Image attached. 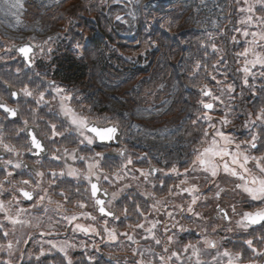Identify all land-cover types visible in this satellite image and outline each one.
<instances>
[{
	"label": "rangeland",
	"instance_id": "rangeland-1",
	"mask_svg": "<svg viewBox=\"0 0 264 264\" xmlns=\"http://www.w3.org/2000/svg\"><path fill=\"white\" fill-rule=\"evenodd\" d=\"M59 1L0 0V83H15L27 75L43 82L32 89L14 87L21 91L24 100H29L27 110L30 108L34 121L39 122L52 150L51 162L47 159L43 164V175L30 174L28 179L11 174V180L0 178V264H260L264 256V224L252 229L245 227L243 221L244 213L264 210V199H253L243 186L245 181L248 187L258 186L253 184V177L264 179V64L254 63L258 57L264 58V40L251 35L264 33V23L256 19L264 17V0H89V5L101 6H88L91 12L83 11L81 15L86 17L85 22L73 26L56 22L46 12ZM158 3L166 5V11L173 14L181 8L178 14L182 21L176 29L181 28L182 34L199 38V43V33L214 40L202 48L215 54L203 55L205 61L215 58L208 64L210 68L196 63L187 71V92L178 122L154 127L146 124L147 119L166 112L175 90L159 98L144 95L140 107L130 108L126 99L106 83H101L108 96L106 102L98 101L91 97L90 86L75 91L46 70L45 76L34 71L57 56L64 43H72L75 37L69 28L81 25V29L77 27L81 45L70 46L74 52L78 50L77 56H82L89 35L106 26L99 19L115 24L113 29L122 38H132L139 18L147 23L160 22L161 14H150ZM13 4L17 6L12 7ZM249 6L253 8L251 13L247 11ZM249 15L253 17L251 23L246 22ZM89 23L94 29L88 30ZM227 31L231 32L235 71L240 76L237 79L227 71L224 60L223 38ZM245 31L249 35L245 36ZM146 32L147 43H136L135 56L142 49L146 58L144 48L151 51L157 46L152 31ZM27 40L37 46L33 69L23 65L11 51L12 45ZM186 42L187 39L180 41L183 48L190 47ZM194 43L198 41L191 45ZM190 56L191 53L186 58ZM245 67L247 73L243 71ZM198 74L200 79L193 80ZM48 78L56 83L45 84ZM57 88L63 91L58 93ZM25 89L31 95H26ZM193 89L195 97L191 96ZM203 89L204 95L200 94ZM205 104H212V108H205ZM66 108L83 117L93 112L99 121L122 124L126 155L108 158L105 148L95 144L93 150L83 147L87 143L71 123ZM108 110L118 115V120L112 119ZM119 118L123 122L119 123ZM217 131L230 137V143L225 144L216 136ZM253 137L255 148L251 147ZM76 138L79 144L73 147ZM213 138L230 153L239 152L241 163L243 156H248L247 171L232 163V155L213 158L215 176L199 163L193 166L197 150L208 147ZM75 150L81 156L77 167L72 168L65 165L64 157L70 154L73 158ZM57 162L63 166L62 173L46 172L53 166L57 169ZM225 163L237 174L225 171ZM89 164L95 167L89 169ZM152 166L160 169L155 175L150 173ZM73 170L74 174H70ZM90 176H95L110 192L108 206L116 212L115 219H103L95 211L96 203L89 191ZM22 179H28V183H22ZM19 187L35 192L32 204L23 203L17 193ZM217 206L225 208L227 221L213 217ZM246 241H251V246ZM188 245H194L198 254L194 255Z\"/></svg>",
	"mask_w": 264,
	"mask_h": 264
},
{
	"label": "trees",
	"instance_id": "trees-1",
	"mask_svg": "<svg viewBox=\"0 0 264 264\" xmlns=\"http://www.w3.org/2000/svg\"><path fill=\"white\" fill-rule=\"evenodd\" d=\"M89 0H60L57 4L46 8V12L51 13V18L56 22L66 23L68 26H73L76 22L84 23L85 16H81L83 11L91 12L88 6ZM166 5L158 3L155 10H151V13H159L160 17L153 23L143 22V19L139 18L137 25L135 26V32L132 38H122L115 30V24L111 21L103 22L101 19L100 23H105V27H101V30L94 32L89 35L88 43L82 49V56H77L76 52L73 51L72 46L81 45V37L78 36L77 27L81 29V25L75 26L70 29L71 36H74V40L71 41L70 45L66 46L65 43L60 45L59 54L53 56L51 60L45 62L39 66L38 70L45 76L47 74H54L55 79L62 80L66 83L69 88L77 91V89L91 87L93 93L91 97L95 100L99 99L106 102L104 89L101 87V83H106L112 86V90L117 91L128 104L127 107L136 108L140 107V100L145 96H157L165 97L168 92L175 90L173 102L166 112L162 113L157 118H149L146 124L152 127L160 125L162 123L178 122L182 117L181 111L185 103L186 95V81L187 71L192 69L196 63L200 66H204L205 69H209L214 59L205 61L203 55L214 56L215 54L211 49L203 48L204 45L209 46L213 43V39H208L206 34L199 33V38L182 34L181 28L176 29L180 26V20L182 16L178 14L181 8H178L176 14L166 11ZM49 19V18H47ZM161 19V20H160ZM47 24L45 19H42ZM135 23V21H134ZM88 30L94 29V26L89 23ZM109 25V26H107ZM101 26V24H100ZM147 30L152 31L156 48H152L149 51L148 47L144 48V54H148L146 58L142 56V49L139 54L135 56L134 51L136 43L139 44L147 43ZM154 32V34H153ZM231 32H226V37L223 38L225 48V62L227 63V71L237 79L240 77L235 71V57L232 51L233 45L230 40ZM172 34V35H171ZM187 39L186 43L190 44V47L181 45V40ZM218 41V39L216 38ZM192 41H198L194 46L191 45ZM70 42V40H69ZM191 53V56L186 58L187 54ZM202 56V57H201ZM203 60V61H202ZM43 62H40V64ZM46 63H49L48 65ZM46 70V71H44ZM208 71V70H207ZM208 74V73H207ZM206 76L208 77V75ZM205 76V80L209 81ZM200 74L195 75L193 80H199ZM26 79H32V77L26 76ZM28 81V80H27ZM240 84L239 81H237ZM193 84L192 82L190 85ZM30 86H38L37 83L31 84ZM195 89H193L191 96L195 97ZM201 94V92H200ZM109 111V110H108ZM103 114V110L100 111ZM110 117L116 119L119 117L114 112H110ZM92 118L97 120L100 118H94L92 112ZM165 117H167L165 119ZM120 119V118H119ZM102 120V121H101ZM100 123H106L104 119H101ZM123 122L121 118L119 123ZM119 125V124H118ZM122 125V124H121ZM119 125L120 127H122Z\"/></svg>",
	"mask_w": 264,
	"mask_h": 264
},
{
	"label": "snow or ice",
	"instance_id": "snow-or-ice-1",
	"mask_svg": "<svg viewBox=\"0 0 264 264\" xmlns=\"http://www.w3.org/2000/svg\"><path fill=\"white\" fill-rule=\"evenodd\" d=\"M16 4H13L12 7H16ZM243 11V9H242ZM247 11L249 13H251L253 11L252 6H249L247 8ZM117 19H120V17L118 16ZM253 17L251 15H249V17L247 18V23H251L252 22ZM257 20H260L262 23H264V17H257ZM244 35L247 36L249 35V33L247 31L244 32ZM251 35L253 37H257L259 36L260 40H264V33H256L253 32L251 33ZM253 44L256 43L255 39L252 41ZM20 51L27 57L28 53L30 52V49L28 47H22L20 48ZM249 50L246 49L245 53H247ZM254 63H261L264 64V58H260L258 57L257 60ZM243 71L245 73L248 72V68L245 67L243 69ZM229 90H231V86L229 87ZM26 95H31L30 92H28L27 89L24 90ZM56 91L62 92V89L57 88ZM206 95H210V93H205ZM15 95V93L13 94ZM43 99V94H41V100ZM62 99H71V97H63ZM39 102V101H38ZM205 108L207 109H211L212 108V104H205L204 105ZM0 108H4V110L8 113H10L11 115L15 116L16 115V110L12 109V108H7L5 105L0 104ZM65 113L71 116V123L73 125H75L77 127L78 130H80V134L84 136L85 140H87V142L89 144H92L95 140H99L101 142L104 141H110L114 138L116 132H117V127L115 125L113 126H107V125H103V124H96L92 121H89L86 117L80 116L78 114H76L72 109L70 108H66L65 109ZM259 118V117H258ZM208 119H210V117H208ZM224 123H227V121L225 120ZM53 128H55V125H53ZM85 132L87 133H91V135H85ZM53 135H56L55 132H53ZM205 136L208 135L207 132L204 133ZM216 136H219L224 142L225 144L230 143V137H227L224 135L223 132L217 131L216 132ZM256 137H253V142L251 144L252 148L256 147V143H255ZM31 144L33 145L34 149L37 151V153H39L40 151H43L42 146H41V141L39 139L36 138L35 135L32 136L31 139ZM237 149L240 147L239 145L236 146ZM198 151V155L196 160L193 161V166H195L197 163H199V165L205 167V170H210L211 174L213 176L216 175V166L213 164V158L214 157H227L229 155H232V163L233 164H239V166L241 168H244L245 171H247L245 165L247 164V161L249 159L248 156H243V163H241L238 159V157L241 155L239 152L232 154L229 151H227L225 149V147L223 145H219L217 140L215 138H213V140L211 141V143L209 144L208 147L204 148L202 151ZM97 156H102V153H96ZM83 159V158H82ZM255 159V158H253ZM131 162V161H129ZM10 163V162H9ZM16 167H20L19 164L16 165ZM95 167V165L89 164V169ZM224 169L225 171H231L232 175H236V171L233 169L229 168V165L227 163L224 164ZM155 171V170H153ZM173 171H175V169H173ZM261 172H264V168H261ZM70 174H74V170L73 173ZM9 175H11V173H9ZM39 175H43L42 173H40ZM53 175H55V173H53ZM241 179H244L243 176H241ZM253 184L254 185H258L255 187H248L247 186V181H245V185L243 186L244 191H246L247 193H249L253 199L255 200H259V199H264V179H259L257 180L255 177H253ZM22 183L27 184L28 181H23ZM98 189H97V185L96 184H92V194L93 196L96 195ZM21 192L23 194L24 197L31 199L32 198V194L30 192L27 191H23V189H21ZM217 195H219V193H217ZM41 199H43V197H41ZM195 202V200L193 201ZM98 204H101V201H97ZM0 207H2V205H0ZM191 210V209H190ZM235 210V209H234ZM101 212H104V208L101 207L100 208ZM244 219L248 222L246 223L244 226L247 227L248 224H256L260 221H264V210H259L256 213H244ZM15 222V221H14ZM129 239H131V237H129ZM157 243H159V241H157ZM246 243L251 246V241H246ZM214 246V245H213ZM186 247H191L193 249V254L197 255L198 254V250L195 248L194 245H188ZM175 255V254H174ZM224 255H229V253L225 252ZM197 264H199V261L197 262ZM231 264V262H230Z\"/></svg>",
	"mask_w": 264,
	"mask_h": 264
},
{
	"label": "flooded vegetation",
	"instance_id": "flooded-vegetation-1",
	"mask_svg": "<svg viewBox=\"0 0 264 264\" xmlns=\"http://www.w3.org/2000/svg\"><path fill=\"white\" fill-rule=\"evenodd\" d=\"M6 84H9V83L7 82ZM6 84L4 83L0 84V87L3 86L0 88V101L7 103L9 106L17 107L19 109L20 119L12 120L8 117L7 114L0 111V178H3L5 176L6 180H11V178L8 177L9 173H11L13 176H17L20 178L24 176L25 178L28 177L29 179L30 174H40L43 172L45 173L44 171L45 167H43V164L45 165L46 163L45 161H47V159L48 161L50 160L51 162L50 154L52 150L47 140L44 138L43 134L40 131L39 122L34 121L35 117L32 116L31 113L29 112L30 108L27 110L28 105H29V100L26 101L22 98L21 91H19L20 92L19 97L17 99H13L12 94L8 91L9 89L6 86ZM15 84L22 86L23 83L16 81ZM25 87H28V86H25ZM30 126H33V127L35 126L39 134L42 136V139L47 148V154L45 156L33 157L35 150L33 149L30 143V140L28 138V135L26 134V128ZM86 135H91V134L87 133ZM78 136L79 135H76L77 138ZM77 138L73 140V143H74V145H72L73 147L79 144V140ZM83 139H84V143H87V146L85 145H82V146L86 148L87 147L91 148L93 150L94 142L92 144H89L87 140H85L84 136H83ZM100 147L105 148L106 153L110 155V152H109L110 148L105 147V146H100ZM80 156L81 154H79L77 150L74 151L73 158L70 156V154H65V157H64L65 165L72 167V168L77 167L78 165L77 161L80 159ZM57 163L60 164V166H58L57 169H55L53 166L51 167L52 170H48L46 172H50V173L53 172L56 175L62 173L63 166L60 162H57ZM17 164H19L20 167H16ZM28 179H22L21 182L28 180ZM12 181L16 182L14 181V179H12ZM21 189L32 190V189L19 187L17 190L18 196H21L20 195ZM9 194L10 193H7V197H9Z\"/></svg>",
	"mask_w": 264,
	"mask_h": 264
},
{
	"label": "water",
	"instance_id": "water-1",
	"mask_svg": "<svg viewBox=\"0 0 264 264\" xmlns=\"http://www.w3.org/2000/svg\"><path fill=\"white\" fill-rule=\"evenodd\" d=\"M22 47H28L30 49V52L28 53V56L27 57L20 51V48H22ZM12 49L14 50V52L20 54L23 57V59L29 65L32 64V58L31 57L36 52V47L30 41H27L25 43H22V44H18L16 46H13ZM10 92H11L12 95L15 93V95H13L14 98L17 97L18 93L15 90L10 89ZM7 108H11V107H7ZM12 109H15L16 110V115L15 116H13L10 113L6 112L4 110V108H1V110L3 112L7 113V115L10 117V119H12V120H18L19 119L18 109L17 108H12ZM107 126H113V125L108 124ZM116 127H117V132H116V134H115V136H114V138L112 140L101 142V141H99L97 139L95 141L98 142V143H101V144L119 146L121 144V142H120L121 130H120V128L118 126H116ZM26 134L28 135V138L30 140V143H31V139H32V136L33 135H35L36 138L41 141V146H42L43 151H40L39 153H37V151L34 149L33 145L31 144L32 147H33V149L35 150V153L33 154V157H35V156H45L47 154L46 145L44 144L43 140L39 136L36 128H34V127H28L26 129ZM124 153H125V151L123 150L121 152V154L123 155ZM111 155L114 156L116 154L115 153H111ZM153 170H155V171H153ZM156 171H157V169H154V168L152 169V173H155ZM92 184H96L97 185L98 191H97V193H96L95 196H93V194H92ZM90 189H91V194H92L93 198H95L97 201L99 200V201L102 202L101 204H98V207H97V210L100 213V215L103 216V217L109 216L111 218H114L115 217V213L113 211H111L110 209H108L106 206H104V203L110 199V193L108 191L104 190L101 187L99 181L97 179H95L94 177H91ZM30 193L32 194V198L31 199H28V198L25 197V201L27 203H31L32 200H33V197H34L33 192H30ZM147 200H148V202H150V199L149 198ZM101 207L104 208V212H101L100 211V208ZM218 212L219 213L214 216L215 218H219L221 216V217H223L224 220H227L228 219V216H227L226 211L224 210V208L218 207ZM263 222L264 221H260V222H258L256 224H248V225H259V224H261ZM245 223H248V222L245 220ZM211 245H213V243ZM260 264H264V257L262 258Z\"/></svg>",
	"mask_w": 264,
	"mask_h": 264
}]
</instances>
